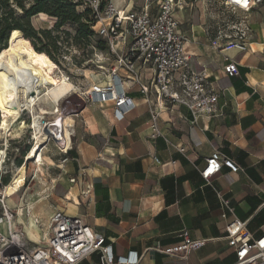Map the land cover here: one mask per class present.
<instances>
[{"label": "crops", "instance_id": "crops-1", "mask_svg": "<svg viewBox=\"0 0 264 264\" xmlns=\"http://www.w3.org/2000/svg\"><path fill=\"white\" fill-rule=\"evenodd\" d=\"M112 1L118 8L138 7L135 0ZM186 1L176 12L179 31L185 36L192 68H205L220 91L215 115L199 116L190 123L192 114L185 106L162 107L156 117L160 135L153 137L154 92L143 94L134 74L119 67L116 74L134 108L118 121L111 101L85 105L73 114L77 123L67 153H59L50 164L58 169L47 186L50 216L57 210L80 216L103 235L115 260L137 254L138 264H234V249L225 239L227 222L236 217L247 221V230L254 236L264 233V5H255L240 23L247 30L237 41L245 49L219 52L231 40L210 36L200 24H187ZM130 42L129 36L125 43L118 42L112 55L99 50L111 61L110 68ZM229 61L236 63L237 75L224 72ZM135 66L139 82L148 83L152 68ZM105 77L107 82L109 76ZM215 152L239 168L234 171L222 165L208 182L198 169ZM216 192L234 207L226 218L221 217ZM24 206L20 212L31 207ZM183 230L191 239H205L185 258L148 249L156 242L161 246L180 242ZM94 263H98L96 253L79 264Z\"/></svg>", "mask_w": 264, "mask_h": 264}, {"label": "built area", "instance_id": "built-area-1", "mask_svg": "<svg viewBox=\"0 0 264 264\" xmlns=\"http://www.w3.org/2000/svg\"><path fill=\"white\" fill-rule=\"evenodd\" d=\"M70 1L77 8L89 10L93 18L90 25L93 33L90 38L103 40L110 53L116 52L118 42L125 43L127 36L131 39L128 50L116 56L115 64L107 75L109 80L103 84H93L88 90L83 100L84 106L111 101L114 105L113 117L118 121L122 120L134 108L122 79L116 74V69L123 67L134 74L133 79L139 84L143 94L149 96L151 91L154 92L155 106L151 123L153 137L160 135L156 117L162 107L185 106L192 114L190 123H194L199 116H213L219 110L220 91L209 81L205 68L200 71L192 68L184 46L185 36L179 31L176 12L183 8L185 0H144L140 6L129 9L118 8L112 0ZM220 1L244 13H249L255 5H264V0ZM246 30L241 31L239 40L245 36ZM237 39L219 47V52L229 48L245 49L244 43ZM135 63L152 68L153 77L148 83L139 82ZM224 72L230 76L237 75L236 63L229 61L224 66ZM80 111L72 114L77 115ZM68 148L61 152L67 153ZM154 159L159 162L158 158ZM222 165H227L234 171L239 168L230 159L215 152L204 159L203 166L198 170L210 182ZM4 187L0 189V264H79L95 253L98 255V263L94 264H138L137 254L115 260L103 235L87 225L80 216L69 215L61 210L55 211L51 216L48 233L41 238L43 242L34 243L25 227L15 222V216L20 213L18 209L14 211L8 205L9 195L4 193ZM216 194L222 209L221 217L233 214L234 207L229 200L219 192ZM28 209L24 211L27 213ZM225 232V239L235 252L234 264H264V233L254 236L247 230V221L236 217L227 222ZM180 236L181 241L174 245L161 246L156 242L148 249L169 257L185 258L191 249L200 247L205 242V239H191L186 230Z\"/></svg>", "mask_w": 264, "mask_h": 264}, {"label": "rangeland", "instance_id": "rangeland-1", "mask_svg": "<svg viewBox=\"0 0 264 264\" xmlns=\"http://www.w3.org/2000/svg\"><path fill=\"white\" fill-rule=\"evenodd\" d=\"M143 1L135 0V4L139 6ZM186 2L188 3L184 8L187 13L186 23L200 24L212 37L223 40L237 39L241 31L244 30L240 23L247 16V13L233 9L223 1L187 0ZM122 3H124V0H121ZM79 9L81 10V8ZM31 21L36 29L51 30V35L57 37L56 49L49 46L48 41L43 37L41 42L37 41L39 47L48 45L55 61L44 52L25 48L19 40L21 35L19 31L18 36L12 42L8 39L7 46L13 44L12 46L22 49L25 53L32 52L34 63L54 78L57 85H50V89L41 88L40 94L43 96L38 101L36 100L33 110L23 108L16 119L9 118L6 129L0 128V152H2L0 153L2 157L0 162V189L8 184L12 175L16 172V168L20 166L16 163V160L22 157V165L25 162L27 151L35 142V134L38 133L37 127H35V115H40L45 120L44 122L48 123L53 121L58 114H70L72 120L66 119L65 123L68 134H70L68 127L72 124L70 127L72 136V129L77 123V116L71 112L84 107L81 100H85L86 93L93 84L106 82L107 69L111 66V61L107 59L103 52L100 53L97 49V38L91 37L89 41L76 40L74 29L67 27L55 28L56 20L46 14H38L32 17ZM103 50L109 55L113 54L105 48ZM46 58L51 59L52 66L45 64ZM62 79H64V82L61 81ZM2 116L3 112L0 106V121ZM26 148L25 154L21 155ZM61 151L52 142L44 144L41 160L31 159L26 162L23 185L20 186L18 191L7 196L8 205L14 211L20 210L23 205L26 207L31 206L27 213L24 210L23 212L19 211L20 214L15 216V222H24L25 225L22 223L20 225L26 227V231L34 243H42L41 237L48 233L50 211L53 208L50 206L47 186L50 178L58 173V169L50 164L51 161L57 159L59 153H62ZM86 175L89 176L90 173L86 171ZM84 183L86 184V180ZM78 184L83 183L78 182ZM21 202L23 204L20 205Z\"/></svg>", "mask_w": 264, "mask_h": 264}, {"label": "bare ground", "instance_id": "bare-ground-1", "mask_svg": "<svg viewBox=\"0 0 264 264\" xmlns=\"http://www.w3.org/2000/svg\"><path fill=\"white\" fill-rule=\"evenodd\" d=\"M18 33L17 30L10 33L9 39L11 42L18 36ZM12 45H8L0 53V106L3 112L0 128L4 129L8 127L9 118L16 119L23 108L33 110L36 100L38 101L43 96L40 94L41 88L50 89V85H57L54 78L34 63L32 52L25 53L22 49L15 48ZM45 64L53 65L50 58L45 59ZM61 81L64 82V79ZM81 102L84 104L83 99ZM78 109L80 108L71 113L76 112ZM35 116V127H37L39 134H35V142L26 153V162L31 159L40 161L44 144L50 141L55 142L60 150H65L71 135V133H67L66 129L65 119L68 118L67 115L64 117L63 114H58L53 121L48 123L44 122L45 120L40 115L36 114ZM1 161L2 157L0 156ZM26 162L17 167L11 181L4 189L5 194H12L23 185ZM52 264L58 263L54 262Z\"/></svg>", "mask_w": 264, "mask_h": 264}, {"label": "trees", "instance_id": "trees-1", "mask_svg": "<svg viewBox=\"0 0 264 264\" xmlns=\"http://www.w3.org/2000/svg\"><path fill=\"white\" fill-rule=\"evenodd\" d=\"M38 14H46L54 18L55 28L74 29L76 40L89 41L93 33L90 27L93 18L89 10H78L76 4L70 0H0V53L7 48L10 33L17 30L21 33L19 40L25 48L44 52L55 61L48 45L56 49L57 37L51 35V30L36 29L33 26L31 19ZM42 37L48 41V45L39 47L37 41L41 42ZM96 47L98 50L104 49L105 42L99 39ZM26 150L27 148L22 151L21 155L25 154ZM16 163L21 165L22 157L17 159Z\"/></svg>", "mask_w": 264, "mask_h": 264}]
</instances>
